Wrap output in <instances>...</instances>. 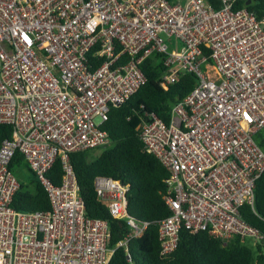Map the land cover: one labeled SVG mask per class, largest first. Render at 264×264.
Returning <instances> with one entry per match:
<instances>
[{
  "label": "built area",
  "instance_id": "obj_1",
  "mask_svg": "<svg viewBox=\"0 0 264 264\" xmlns=\"http://www.w3.org/2000/svg\"><path fill=\"white\" fill-rule=\"evenodd\" d=\"M218 1L0 0V124L12 126L0 144V264H108L145 231L148 222L127 212L128 185L97 176V198L129 226L108 245V221L87 215L70 154L109 144L101 128L109 108L145 83L141 64L155 52L164 88L184 72L196 76L168 122L145 111L138 125L145 149L168 172L160 255L172 254L181 229L261 241L240 209L253 207L264 172L254 140L264 127V18L235 8V0ZM16 151L46 190L49 209L11 206ZM57 159L62 176L54 185L46 173Z\"/></svg>",
  "mask_w": 264,
  "mask_h": 264
},
{
  "label": "trees",
  "instance_id": "obj_2",
  "mask_svg": "<svg viewBox=\"0 0 264 264\" xmlns=\"http://www.w3.org/2000/svg\"><path fill=\"white\" fill-rule=\"evenodd\" d=\"M171 3L183 0H168ZM235 0L234 7H245L255 12L258 19L264 18V0ZM216 7L218 0H207ZM146 76L145 83L131 97L119 106L109 108L108 119L101 125L106 131L109 144L97 156L86 149L72 152L70 161L80 186V195L85 211L90 217L108 221L110 238L108 245L114 247L129 232L125 219L113 218L106 205L97 198L94 179L105 176L120 180L128 185L126 193L127 212L138 221L148 222L141 236L131 238L126 246L113 252L108 264H264V172L258 178L254 189L253 207L245 204L240 209L242 218L262 235L255 250L243 243L239 235L221 241L200 230L190 232L181 229L175 250L167 258L160 255L158 222L170 211L164 203L167 170L160 161L147 152L139 137L138 125L145 111L168 122L172 107L187 96L196 84V76L184 72L177 81L164 88L161 76L164 72L162 55L152 53L141 64ZM12 126L0 124V144L10 138ZM254 140L264 152V127L254 134ZM98 148V147H97ZM23 155L16 151L9 163L14 173L16 167L24 168ZM35 176V174L33 173ZM62 169L57 159L46 173L54 185L61 181ZM32 189L19 181L11 206L21 211L47 210L50 208L48 195L40 181L31 180ZM127 254L130 260L127 259Z\"/></svg>",
  "mask_w": 264,
  "mask_h": 264
},
{
  "label": "rangeland",
  "instance_id": "obj_3",
  "mask_svg": "<svg viewBox=\"0 0 264 264\" xmlns=\"http://www.w3.org/2000/svg\"><path fill=\"white\" fill-rule=\"evenodd\" d=\"M161 36L163 38H166V36L164 34H161ZM167 40H168V44L174 46V49L178 48L179 42H178V40L176 38L171 37V38H167L166 41ZM106 147L107 146L98 147L96 149H92V150H90V153H91L92 156L95 157V156H97L100 153V151L102 149H104ZM14 175L16 176V178L18 179V181H21L24 185H28V188L29 189H32V184H30V182H31V180H34L35 179V176L33 175V172L30 170V168H29V166H28L27 163L24 164V168H22V167H16L15 170H14ZM260 242H261L260 240H258L256 237L251 236V235H247L243 239V243L245 245H247L248 247L252 248L253 250H255V245L257 243H260Z\"/></svg>",
  "mask_w": 264,
  "mask_h": 264
},
{
  "label": "water",
  "instance_id": "obj_4",
  "mask_svg": "<svg viewBox=\"0 0 264 264\" xmlns=\"http://www.w3.org/2000/svg\"><path fill=\"white\" fill-rule=\"evenodd\" d=\"M247 2H250V0H248Z\"/></svg>",
  "mask_w": 264,
  "mask_h": 264
}]
</instances>
